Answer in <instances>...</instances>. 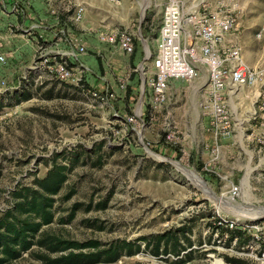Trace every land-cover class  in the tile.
<instances>
[{"label": "rangeland", "instance_id": "1", "mask_svg": "<svg viewBox=\"0 0 264 264\" xmlns=\"http://www.w3.org/2000/svg\"><path fill=\"white\" fill-rule=\"evenodd\" d=\"M21 1L0 0L1 29L16 24ZM42 2L64 8L62 14L68 24L72 23L74 5L82 3L86 7L84 20L90 25L133 33L135 51L143 59L138 66H130L133 84L127 86L126 95L130 93L131 99L112 106H99L92 98L79 96L47 99L34 94V85L25 88L27 93L34 94L25 101H17L13 92L0 95V213L12 202L11 192L17 185H31L34 178L43 177L51 166L53 153L63 151L57 161L71 167L55 196L54 219L40 228L38 236L96 239L101 244L125 239L140 244L141 250L131 256L122 255L115 262L99 264H234L227 258L263 264L258 259L262 253L260 245L244 242L217 251L208 230L217 214L239 221L264 220V179L258 175L264 172V144L260 143L264 141V132L259 127L243 128L242 133V127L237 125L230 143H220L224 157L214 163L203 145L211 142V135L205 129L207 118L199 106L202 80L189 83L174 79V84L169 85L170 100L156 112L152 123L148 119L144 128L136 127L138 131L130 127L124 135L114 133L141 100V75L151 70L166 0ZM232 2H236V25L227 39L240 45L246 63L264 79V0ZM39 43L50 44L41 40ZM16 81V76L8 78L9 85ZM51 82L66 92L68 85ZM261 87L264 88V81ZM255 89L241 90L239 117L246 118L252 111ZM168 125L175 135L169 143L163 134ZM252 132L256 136H248ZM67 152L78 159H65ZM228 180L238 186L237 194L228 191ZM70 191V196L63 198ZM74 203L79 207L74 217L65 221ZM179 227L184 228V236L193 243L187 248L193 251L191 259L183 262L170 254L154 256L139 240ZM43 254H47L45 249L34 244L8 264H44L37 257Z\"/></svg>", "mask_w": 264, "mask_h": 264}, {"label": "built area", "instance_id": "2", "mask_svg": "<svg viewBox=\"0 0 264 264\" xmlns=\"http://www.w3.org/2000/svg\"><path fill=\"white\" fill-rule=\"evenodd\" d=\"M235 9L236 2L230 4V0H166L151 70H145L141 75L144 79L139 85L141 100L126 115L122 126L114 131L115 134L124 135L130 127L138 131L136 127L144 128L148 119L152 123L156 112L169 102V85H172L171 80L174 79L189 83L202 80L199 106L207 118L205 129L211 135V142H204L203 145L209 151L211 161H218L220 143L235 137L237 125L242 127V133L248 127H259L264 132V88L261 87L264 79L259 71L246 63L240 45L227 39L235 30ZM85 11V5L75 4L71 22L80 23ZM50 12L57 15V10L53 7ZM96 34L99 41L117 45L126 54L135 51V36L126 29H97ZM62 41L64 38L57 36L48 46L37 43L28 68V72L34 75L35 85L54 80L79 88L99 106L110 105V101L116 97L112 89H92L86 83L88 67L77 58L79 53L86 51L85 47L71 44L70 47L61 48L59 43ZM6 64V54L0 52V95L17 90L21 80L27 78L22 76L20 81L9 85L5 74ZM126 83L127 80L120 79L119 88L125 90ZM258 84L260 85L257 86ZM245 87L256 88L252 92V111L246 118L239 117L242 113H238L241 90ZM169 127L168 125L163 133L167 143L173 142L175 138ZM256 134L252 132L248 136ZM260 143L264 144V141ZM258 175L264 179V172ZM223 177L226 179L227 176ZM227 182L225 186L228 191L237 194L238 186L230 180ZM212 218L208 230L214 249L221 251L236 244L238 237L234 236L230 241V230L238 229L245 237H250L247 244L254 243L262 247L258 259L263 260L264 264V236H258L259 233L264 234V220L239 221L220 214Z\"/></svg>", "mask_w": 264, "mask_h": 264}, {"label": "trees", "instance_id": "3", "mask_svg": "<svg viewBox=\"0 0 264 264\" xmlns=\"http://www.w3.org/2000/svg\"><path fill=\"white\" fill-rule=\"evenodd\" d=\"M28 86L30 85H27V88ZM23 88L25 87L13 91L14 97L19 102L31 97L30 93ZM64 153L63 151L53 153L51 166L43 177L34 178L31 185H17L12 190V202L0 213V264H8L16 260L25 251L30 250L34 244L45 249L47 254L37 256L44 264L112 263L122 255L131 256L141 250L139 243L125 239L101 244L96 239L78 241L52 234L38 236L40 228L53 221L55 196L60 192L68 177L71 164L57 161V157H62ZM64 158L71 161L78 159L77 155H69L68 152ZM71 192L63 198L69 197ZM78 207V203L71 206L65 221L74 217ZM61 220L64 221V219ZM184 235V228L179 227L160 234L142 236L139 240L144 243V247L152 255L170 254L177 257L178 262H183L191 259L193 252L191 249L187 250L193 243ZM234 236L238 237L237 243L242 244L250 239L238 229L230 230V241ZM183 238L186 240L185 245L182 243ZM48 253L57 255L50 257ZM226 260L234 264H249L240 259L227 258Z\"/></svg>", "mask_w": 264, "mask_h": 264}, {"label": "crops", "instance_id": "4", "mask_svg": "<svg viewBox=\"0 0 264 264\" xmlns=\"http://www.w3.org/2000/svg\"><path fill=\"white\" fill-rule=\"evenodd\" d=\"M21 2L23 5L22 8L19 7V13L16 15V24L0 28V52L6 54L8 64L5 68V74L10 79H14L16 76V83L21 80L22 76L27 77L25 80H21L19 88L34 85L36 87L34 88V94L47 99L61 98L62 96L90 98L79 88H71L69 87L71 85L68 84H66L68 87L65 93H63V90L60 91L59 84H53L50 80H46L41 85H35L34 75L28 72L39 40L53 42L55 37L61 36L64 41L59 43V47L66 48L70 47L71 44H81L87 49L84 53H79L77 58L78 61L88 67L86 83L90 88L103 90L108 87L112 89L116 97L110 101V106L114 103L119 104L128 98L131 99L130 93L126 95L127 86L129 85L130 88L133 84V80H130L129 77L131 73L130 66L132 64L138 66L143 59V57L139 58L137 51L126 54L117 45L99 41L96 34L98 26L90 25L84 20L86 11L80 23L68 24L62 14L64 8L61 9L59 5H56V7L50 3L46 5L42 0H22ZM146 4L144 3L145 6ZM51 7L57 10V15L50 12ZM11 27H15L19 32H13ZM88 49L91 51L89 52ZM120 79L127 80L125 90L120 89L118 86ZM34 94H30L31 97ZM229 100L230 95L228 102ZM226 143H230V139ZM223 157L224 153L221 151L218 161Z\"/></svg>", "mask_w": 264, "mask_h": 264}]
</instances>
